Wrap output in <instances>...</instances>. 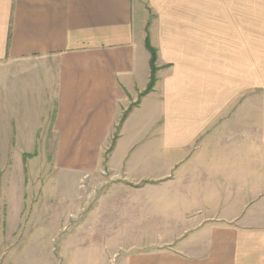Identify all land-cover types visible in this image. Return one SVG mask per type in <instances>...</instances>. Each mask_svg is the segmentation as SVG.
Returning <instances> with one entry per match:
<instances>
[{
	"label": "crops",
	"instance_id": "0c3cea01",
	"mask_svg": "<svg viewBox=\"0 0 264 264\" xmlns=\"http://www.w3.org/2000/svg\"><path fill=\"white\" fill-rule=\"evenodd\" d=\"M250 21L249 0H0V138L49 129L65 170L101 164L149 81L146 36L156 49L155 84L104 162L134 208L163 205L164 230L116 264H264V41ZM91 217L68 239L93 241Z\"/></svg>",
	"mask_w": 264,
	"mask_h": 264
},
{
	"label": "rangeland",
	"instance_id": "374dc122",
	"mask_svg": "<svg viewBox=\"0 0 264 264\" xmlns=\"http://www.w3.org/2000/svg\"><path fill=\"white\" fill-rule=\"evenodd\" d=\"M249 3L251 38L264 41V0ZM146 29L147 24L142 34ZM43 132L46 136L34 144L0 138V264H116L139 234L164 230L159 214L163 205L158 201L154 206V218L148 203L134 208L131 189L121 185L128 182L106 169L110 144L95 170H65L56 160L49 129ZM85 216L98 218L101 230L92 233L95 239H68L83 226ZM9 249L15 252L7 256Z\"/></svg>",
	"mask_w": 264,
	"mask_h": 264
},
{
	"label": "trees",
	"instance_id": "16d2710c",
	"mask_svg": "<svg viewBox=\"0 0 264 264\" xmlns=\"http://www.w3.org/2000/svg\"><path fill=\"white\" fill-rule=\"evenodd\" d=\"M144 45L145 48L147 49V51L149 52V68H150V74H149V81L147 83V86L145 87V89L143 91H141V93H139V97L136 101L132 102L127 109H125L118 121V124L115 128V133L113 135L112 141L110 143V147H109V151L113 146L114 140L115 138L118 136V132L120 130L121 124L123 123V121L125 120L127 114L131 111V109L136 106V104H138L139 98L143 95H145L146 93H148L149 91L152 90L155 81H156V71L158 69V66L156 64V60H157V52L156 49L151 46L150 42H149V38L146 36L144 39Z\"/></svg>",
	"mask_w": 264,
	"mask_h": 264
}]
</instances>
